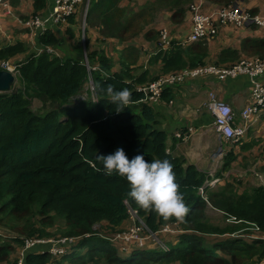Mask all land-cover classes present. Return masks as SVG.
I'll return each mask as SVG.
<instances>
[{"label":"trees","instance_id":"obj_1","mask_svg":"<svg viewBox=\"0 0 264 264\" xmlns=\"http://www.w3.org/2000/svg\"><path fill=\"white\" fill-rule=\"evenodd\" d=\"M45 1L33 0L35 15L44 9ZM122 1L89 0L86 27L98 28L97 44L104 45L107 41L124 44L142 33L159 47L160 33L148 29L156 16L167 13L172 24H179L194 2L151 0L142 6H132L133 9L128 4L134 0L123 4ZM210 1L221 7L235 3ZM18 2L10 1L12 5ZM69 23L73 24L74 18H69ZM38 44L61 49L55 32L46 31L38 37ZM105 49L85 48L88 65L96 67L90 72L82 63L81 54L61 59L32 52L17 62L18 76L9 92L0 94V224L15 234L9 241L1 242L0 238V264H8L11 259V264H15L23 239L29 238L78 240L71 250L58 257L48 252L47 245L28 250L24 253L25 264H259L264 259V240L248 236L254 234L250 231L254 227L264 235V186H250L240 192L239 181L223 182V173L229 171L236 159L232 150L226 153L214 175L222 184L217 183L214 189L215 185L204 186L210 180L206 174L186 165L184 158L167 152L166 134L158 128L154 106L142 102L143 94L137 91L138 86L158 77L208 65L206 41L187 47L173 41L168 50L160 48L150 61V64L160 61V75L150 79L146 73L139 77L131 75L130 66L138 60L132 46L123 49L118 61L120 70L115 72ZM25 52L23 43L5 45L0 48V61ZM251 57L264 58V38H245L239 50L221 51L213 66L226 68L241 58ZM89 75L93 91L76 104H69L80 94ZM107 85H114L117 91L127 88L131 93V102L122 112L117 113L115 105L102 92ZM175 85L162 91L160 102L170 101V90ZM33 99L57 106L36 114L30 108ZM118 148L124 150L129 160L143 155L148 162L156 159L171 162L189 209L182 221H164L155 213L139 209L127 196L126 179L115 173L104 174L103 162L97 155L107 156ZM244 149L240 147L239 151ZM208 209L221 214L220 225L209 221ZM130 211L136 212L161 241L168 234L158 232L165 225L175 224L177 243L167 244L168 251L163 252L150 238L141 248L144 250H136L128 258L120 257L106 232L108 229L112 232L127 220ZM209 238L218 239L207 245ZM41 250L45 252L40 253Z\"/></svg>","mask_w":264,"mask_h":264},{"label":"crops","instance_id":"obj_2","mask_svg":"<svg viewBox=\"0 0 264 264\" xmlns=\"http://www.w3.org/2000/svg\"><path fill=\"white\" fill-rule=\"evenodd\" d=\"M10 1L11 0H6L9 7L8 9L4 5H0V41H2V37L5 39L1 42L0 48L17 42L23 43L25 48H29L30 50L26 54L14 56L13 59L10 60L11 62H18L25 59L29 53L36 52L40 47L38 44V37L33 36L30 33L28 34L20 27V19H23L24 17L28 19L32 15H35L33 0H19L16 5H12ZM150 1L151 0H134L129 2L128 5L132 7L135 2H137V6H142ZM125 2L126 0H123L122 4ZM234 2H238V4L243 9L247 10L248 13L264 15V0H234ZM50 3L51 0H46L44 9ZM193 4H198L200 6V13L202 14L210 13L214 9L221 7L210 0H194ZM132 8L134 9V7ZM164 15L167 16L168 19V29L166 28V25L160 26V21L156 23V19L154 24L149 26L148 29L153 28L159 33L162 29H165L168 33L170 42L183 39L192 33L193 23L190 9L186 13L184 20L179 24H172L169 20V15L167 13ZM75 22L76 21H74V23ZM66 30L70 31V33L73 31L75 32L73 40L76 41L77 45H81L79 50L68 46V43H70L69 37L72 34L66 33ZM81 34L79 27L74 24L69 28L63 26L56 31V36L61 42V49H56V51H58L61 59L65 57L76 58L82 54L83 40ZM98 37V28L96 27H88L85 31V42L87 41L90 43V50L100 49L98 48L99 44L96 42ZM245 38L257 40L263 39L264 27L236 24L218 26L217 32L214 36L207 38V40H199L193 43L206 41L208 46V57L205 60V64L213 65L216 63L217 57L221 51L225 49L239 50L240 43ZM156 45L157 44L153 40H146L141 33L124 44L107 41L102 45V48H108L109 51H112V55H107V57L113 61V71L115 72L118 69L120 70L118 61L123 49L127 46H132L138 55V60L135 65L130 66V69L132 70L131 75L139 77L143 75V73H146L147 79H150L155 75L158 76L160 74V61L150 64L151 57L158 53V51H161L160 47ZM182 47H187V45ZM154 73H157L158 75ZM258 80L260 83L264 84V73ZM250 87V79L247 76H238L233 79L221 81L218 77L213 75L202 79H188L181 85H175L172 87L170 90V101L168 103L162 101L154 106L158 128L166 134L165 144L167 152L173 156L184 158L186 165H193L199 172L208 176L211 172V168H214L215 166L212 161L213 150L217 149L216 153L218 154L216 155L217 160L215 163L218 164L220 162L219 169L223 164V158L226 153L232 150L236 155V159L233 161L229 171L232 170L235 165L240 166L244 170L247 176L246 178L240 179L236 175H233L235 180L239 181L241 185L248 182L249 176L252 175V173H250L252 171L248 169L251 161L254 165V172H257L255 170L257 169L260 174H263L264 109H256L245 120L241 116L242 111L248 105L252 104ZM210 91H214L220 100H223L232 108L235 115L233 122L234 126L244 129L242 137L236 144L232 145L224 141L212 129L213 117L204 108L207 94ZM240 147H245V149L239 151ZM219 169H217V171ZM229 171L224 172L223 175L225 173V176L228 175V177L229 174L232 175ZM123 223L114 227L113 231H110L111 234H106L107 237H112L114 233L119 232V230H121L120 226ZM102 225L105 226L106 224ZM261 236L264 237V235ZM217 239L209 238L206 240V244H213ZM176 243V236H173V238L167 242V244L171 245H175ZM113 244L116 246L118 255L123 258L132 256L136 250H144L120 242H113ZM149 248L152 247L150 246ZM262 262H264V259L260 263Z\"/></svg>","mask_w":264,"mask_h":264},{"label":"built area","instance_id":"obj_3","mask_svg":"<svg viewBox=\"0 0 264 264\" xmlns=\"http://www.w3.org/2000/svg\"><path fill=\"white\" fill-rule=\"evenodd\" d=\"M0 5H4L7 9L9 8L6 0H0ZM88 7L89 0H51V3L47 5L41 13L32 15L25 20L20 19V27L28 34L30 33L33 36L40 37L46 31L56 33V31L63 26L67 28L69 18L77 19L80 24V29L82 31L81 38L83 40L81 60L89 72L94 71L96 67H90L88 65L85 51V31L87 29L86 16ZM190 10L193 23L192 33L183 39L175 40L179 46H186L193 42L214 36L218 26H227L229 24L248 26L254 24L258 27H264V15L256 14L251 16L238 4V2L227 7L216 8L207 14L200 13V6L198 4H192ZM171 43L167 31L162 29L160 31V39L158 40L159 47L166 50L170 47ZM42 52L49 56L61 58L58 51L52 46L40 47L35 53L41 54ZM0 71L9 72L16 80L18 76V64L10 60L0 61ZM263 73L264 58H241L236 64L226 68L215 67L208 64L193 70H182L177 73H170L158 77L152 82L138 86L137 91L143 94L142 102L154 106L160 102L161 93L167 86L182 84L188 79H202L213 75L218 77L221 81H224L238 76H247L251 84L250 97L252 104L248 105L241 113V116L245 120L256 109H264V84L260 83L258 80ZM89 77L91 76L89 75ZM89 85L91 88L90 91H93L92 80ZM204 108L212 115V129L221 139L230 144H235L240 140L244 133V129L234 126L233 122L235 115L232 108L226 102L220 100L214 91L208 92ZM209 179L210 180L205 181L204 186L213 187L219 180L216 179L214 175H212V177L209 176ZM213 180L216 182L211 184ZM199 193L203 195L202 188L199 189ZM132 213L137 216L136 212L132 211ZM250 231L254 234L249 235L248 238L252 240H264V237L259 234L258 228H251ZM177 232L174 224L165 225L158 233L176 235L175 233ZM145 234L147 235H139L135 230H130L125 233L117 232L115 235L119 236V238H114L113 242H120L141 249L150 238L155 241L156 244L157 241L160 240L157 237L158 234H154L148 229L145 230ZM76 240L75 238H63L60 240L23 239L24 245L17 252L15 264H25L24 253L35 247H40L41 245H47L48 252L51 253L52 256L58 257L68 252V250L73 247ZM162 242L164 243V241ZM161 250L163 252L168 251V247L165 243L161 246ZM39 252L43 253L45 251L41 250Z\"/></svg>","mask_w":264,"mask_h":264},{"label":"clouds","instance_id":"obj_4","mask_svg":"<svg viewBox=\"0 0 264 264\" xmlns=\"http://www.w3.org/2000/svg\"><path fill=\"white\" fill-rule=\"evenodd\" d=\"M102 92L110 98L117 113L131 102V93L127 88L117 91L114 85H107ZM97 159L103 162L106 176L115 173L126 179L129 186L127 196L139 209L155 213L164 221L175 219L179 222L188 213L170 161L156 159L148 162L143 155L129 160L122 148L107 156L97 155ZM96 170L100 171L99 168Z\"/></svg>","mask_w":264,"mask_h":264},{"label":"rangeland","instance_id":"obj_5","mask_svg":"<svg viewBox=\"0 0 264 264\" xmlns=\"http://www.w3.org/2000/svg\"><path fill=\"white\" fill-rule=\"evenodd\" d=\"M134 6H137V3H135ZM164 14L165 13H162V14H160V15L157 16L156 23L158 21H160V26L166 25V28L168 29V27H167V20L168 19H167V16H165ZM25 19H26V17L23 18V20H25ZM74 21H76V22L73 23V24L74 25H77L79 27L80 32L82 33V31L80 29L79 21L77 19H74ZM73 24H70L69 23L68 24V28L71 27V25H73ZM68 34H72L73 35V36L71 35L69 37L70 43H68V46L71 47V48H75V49L79 50V47H81V46L77 45L76 44V41L73 40L74 39L75 32L74 31L72 33L69 32ZM4 40L5 39L2 37V41H4ZM71 40H73V41H71ZM2 41H0V45H1V42ZM86 43H87L86 44V47L88 48V50H90V48H89L90 47V43L87 42V41H86ZM24 48H25V46H24ZM98 48H102V45L99 44L98 45ZM29 50H30L29 48L26 49V52L24 54H26ZM104 52H106L107 55H110V56L112 55V51H109L108 48L105 49ZM154 74H157V73H154ZM91 80H92L91 77L88 76L87 82L83 86V89L80 92V94H78L77 96L73 97L69 101V104H76L77 102H79V101H81V100H83V99L86 98V94L91 90L90 85H89ZM56 106H57V104H52V103L43 104L39 100L33 99L32 102H31L30 108L36 114H42V113H45L46 111L55 109ZM216 151H217V149H214L213 150L212 161L215 164V166H214V168H211V172L209 174L210 177H212V175L215 174V172L217 171V169H219V167H220L219 166L220 165V162L218 164L215 163V161L217 160L216 155L218 154V153H216ZM248 169L250 171H252V172H250V173H252V175L249 176V178H248L249 181L248 182H246V183H244L243 185L240 186V188H239V191L240 192H242L243 191V188H246V187L258 186V185H263L264 186V173L263 174H260V172L257 169H255L257 172H254V165H253V162L252 161H251V164L248 166ZM229 173H232V175L229 176V177H228V175L225 176L226 173L223 175V182H224V180H227V181H232L233 179L235 180V178L233 177V175H236L240 179H243V178H246L247 177L246 174H245V172H244V170L240 166H238V165H235L232 168V170L229 171ZM209 175H208V177H209ZM215 182L216 181L213 180L211 182V184H214ZM217 183L222 184V180H218L216 182L215 186L213 187V189L217 186ZM206 213H207V216H208L209 221L211 223L220 225V223L222 222V216H221V214H219L217 211H214V210H211V209H208ZM128 218L129 219L120 226V229L121 230H119V232L125 233V232L130 231V230H135V231L138 232L139 235H142V236L143 235H147V234H145V230H147V226L141 221V219H139L135 214H133L132 211L129 212V217ZM109 232H110V230L108 229L106 233L111 234ZM116 233H114L112 237L111 236L108 237V239H111L109 242L112 243V244H113L114 238H119V236L115 235ZM14 236H15V234L13 232L7 230L4 225H1L0 224V238H1V242H4L5 240H8L9 241V239L10 238H13ZM168 236H170V237H168ZM168 236L165 237V240H164V243L166 245H167V242L170 241L173 238L174 235H168ZM242 236H243V234H242ZM115 243H117V242H115ZM164 243L162 241L158 240L156 247L158 249H161V246H163ZM11 244L13 245V247H15L17 249L18 246L16 244H14V243H11ZM207 245H211V244H207ZM83 253H86V251H84ZM10 259H11V257H10ZM58 259H60V258H58ZM225 259L228 260L227 257H225ZM12 260L13 259H11L8 264H11L12 263ZM58 264H61V263H58ZM62 264H70V263L69 262H63ZM259 264H264V262L259 263Z\"/></svg>","mask_w":264,"mask_h":264},{"label":"water","instance_id":"obj_6","mask_svg":"<svg viewBox=\"0 0 264 264\" xmlns=\"http://www.w3.org/2000/svg\"><path fill=\"white\" fill-rule=\"evenodd\" d=\"M15 82V77L7 71H0V94L7 93Z\"/></svg>","mask_w":264,"mask_h":264}]
</instances>
